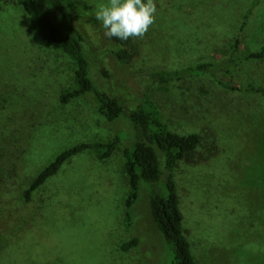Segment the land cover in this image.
<instances>
[{
    "label": "rangeland",
    "instance_id": "1",
    "mask_svg": "<svg viewBox=\"0 0 264 264\" xmlns=\"http://www.w3.org/2000/svg\"><path fill=\"white\" fill-rule=\"evenodd\" d=\"M91 1L95 6L106 3ZM157 4L155 22L145 36L128 40L135 54L128 64L115 57L104 29H88L95 81L127 97L146 96L180 134H202L203 157L195 163L182 161L177 171L185 233L198 264H264V98L238 96L236 109L227 113L210 103L233 100L209 75H199L194 83L190 78L166 84L151 80L158 71L218 60L220 50L236 38L244 40L245 50L264 44V0ZM42 39L37 21L18 0H0V103L6 108L1 121L18 116L27 122L15 129L24 139L19 227L14 238L0 232V264H172L175 245L150 206L155 193L166 194L165 175L155 184H142L131 208L132 226H126L131 186L124 151L129 140L104 160L94 152L75 156L30 201L24 197L34 178L65 149L128 132L125 122H109L98 112L90 95L62 101V93L74 85L77 66ZM14 44L19 52L15 58L26 54L23 65L11 55ZM100 62L110 80L100 72ZM234 79L264 85V75L248 69L239 70ZM13 161L0 140V176ZM161 163L165 170L163 157ZM132 238L138 245L122 251V243Z\"/></svg>",
    "mask_w": 264,
    "mask_h": 264
},
{
    "label": "trees",
    "instance_id": "2",
    "mask_svg": "<svg viewBox=\"0 0 264 264\" xmlns=\"http://www.w3.org/2000/svg\"><path fill=\"white\" fill-rule=\"evenodd\" d=\"M27 14L38 24V30L48 47L61 50L69 55L76 63V77L74 85L66 89L62 101L69 103L73 100L90 95L95 101L98 112L109 122L122 120L128 127V132L115 134L108 141H91L77 143L61 153L45 167L24 193L30 201L33 194L50 178L59 173L62 167L72 158L82 153L94 152L100 160L111 157L119 148L123 140L130 144L125 149L126 172L129 175L131 192L126 201V226H132L133 215L131 208L140 197L143 183L155 184L165 175L166 194L155 193L150 200L152 216L163 231L167 240L175 245L176 257L172 264H198L193 255L192 245L185 233V219L182 210L181 195L178 189L177 171L182 161L195 163L203 157V136L199 132L180 134L171 128L165 120L161 110L146 96L127 97L111 89L102 88L93 76V64L88 49V29H103L101 22L95 18V1L91 0H18ZM146 2V0H145ZM158 0H155L159 9ZM256 6V5H255ZM246 17L253 16L254 7ZM115 57L130 63L134 57L132 48L127 41L111 38ZM244 40L236 38L225 50L221 49L218 60L188 65L175 71H158L151 77L158 83L189 80L194 83L199 75H209L212 82H216L226 89V97L233 100L223 105L213 102L218 107L227 108L230 113L236 109L238 96L254 95L264 98V85L255 81H236L235 75L239 70L248 69L257 75H264V44L255 50H245ZM11 55L19 53L15 47L11 48ZM23 52V51H22ZM21 52L15 60L25 64L26 54ZM28 66V65H27ZM25 66V69L27 68ZM102 75L110 80L106 67L99 64ZM208 78V77H205ZM193 86L196 87L195 84ZM224 94V93H223ZM225 96V95H224ZM223 96V97H224ZM228 100V101H229ZM0 103V140H4L9 148L10 159L13 161L6 175L0 176V232L12 237V232L19 226L20 211L17 205L20 190V178L24 167L21 159L24 139L18 138L15 129L23 124L18 116L2 123L1 114L6 108ZM230 108H232L230 110ZM21 142V143H19ZM19 144V147L17 145ZM161 157L164 158L165 170L162 168ZM18 160V161H17ZM13 240V239H12ZM138 245L137 239L122 243V251H130Z\"/></svg>",
    "mask_w": 264,
    "mask_h": 264
},
{
    "label": "clouds",
    "instance_id": "3",
    "mask_svg": "<svg viewBox=\"0 0 264 264\" xmlns=\"http://www.w3.org/2000/svg\"><path fill=\"white\" fill-rule=\"evenodd\" d=\"M156 12L155 0H106L96 5L95 18L105 37L127 41L142 39L154 24Z\"/></svg>",
    "mask_w": 264,
    "mask_h": 264
}]
</instances>
